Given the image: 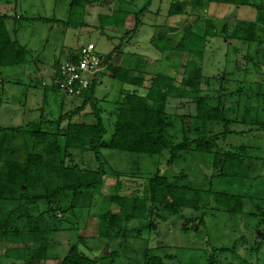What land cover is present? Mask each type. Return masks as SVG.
Segmentation results:
<instances>
[{"label": "rangeland", "instance_id": "374dc122", "mask_svg": "<svg viewBox=\"0 0 264 264\" xmlns=\"http://www.w3.org/2000/svg\"><path fill=\"white\" fill-rule=\"evenodd\" d=\"M69 1L0 0V15L16 19L6 22L7 29L12 34L15 31L16 40L29 51L25 65L0 69V126L27 125L40 119L54 121L61 113L79 107L81 99L46 89L55 86L57 73L54 66L57 62L59 65L66 63L69 55L88 44H92L101 56L115 48L113 60L117 65L131 66L139 57L148 75L161 71L179 82L188 55L175 51L160 54L154 50L150 40L159 31L168 34V27L190 25V31L196 36L206 31L217 34L208 35L201 43H195L204 54L201 62L204 80L200 88L202 95L210 98L212 103L219 89H223L224 104L229 110L227 118L235 121L228 130L235 134L219 141L216 149L239 152V147L244 146L246 150L242 156L245 164L251 165L249 175L239 183L228 178L212 179L215 174L212 155H183L168 165L166 153L160 157H137L102 149L100 155L107 174L103 177L100 193L79 198L71 212L56 214L53 220L56 232L52 237L54 243L49 248L48 259L30 263L4 259L0 264H59L60 258L67 252L68 243L76 239L80 240L79 248L85 255L100 258L98 264H139L144 250L148 256L164 258L165 264H264V240L259 237L264 228V166L261 161L264 158V132L241 134L247 127L240 124L243 109L256 110L259 101L264 98V43L228 40L238 26L253 23L257 11L249 6L210 5L199 12L188 8L187 16L167 17L171 0H104L101 5L86 9L84 21L87 27L74 30L63 29L52 22L54 19H67ZM249 1L264 9V0ZM143 7L145 10L139 16L140 25L132 32L135 13ZM117 9L129 12L124 28L119 30L111 26L101 31L97 17L110 15ZM38 18L49 21L43 22ZM206 20L212 23V27L206 28ZM223 25L227 29L226 37L218 35ZM182 35L180 30L172 38L178 42ZM102 72L95 78L99 82L95 99L102 109L104 122L110 127L115 102L121 99L126 87L101 75ZM148 85L146 81L144 87ZM165 113L170 119L175 118L171 132L178 140L180 125L176 118L187 117L191 121L195 107L188 100L167 98ZM71 121L92 124L94 118L87 106ZM190 125L196 126L195 122ZM42 129L49 128L46 126ZM111 130L104 137L105 140H108ZM222 131L221 126L212 125L210 135ZM137 158L138 171L135 169ZM72 160L82 168H97L91 153L73 152ZM155 173L168 179L183 173L197 189L206 190L211 185L216 191L242 194L246 196L242 211L238 215L228 216L214 210H183L174 217L160 211L161 219L154 220L155 229L149 227L150 217L147 213L141 220L123 223L119 233L121 237L114 236L116 228L109 229L106 224L101 227L100 215L107 212L118 214V206L110 202L116 184L119 185V196L144 199L148 208L147 182ZM208 204L209 208H214L213 198ZM200 220L204 221V226L199 225ZM258 223L261 225L258 226ZM106 233L114 236V239L109 241L104 236ZM8 247L0 240L1 257ZM220 248L224 251H213Z\"/></svg>", "mask_w": 264, "mask_h": 264}, {"label": "trees", "instance_id": "16d2710c", "mask_svg": "<svg viewBox=\"0 0 264 264\" xmlns=\"http://www.w3.org/2000/svg\"><path fill=\"white\" fill-rule=\"evenodd\" d=\"M103 1L70 0L67 19H54L52 22L63 29L85 28L86 9L101 5ZM210 5L254 7L257 11L256 20L238 26L228 36V40L264 43V9L260 5L254 6L249 0H171L167 17L187 16L188 8L199 12ZM144 10L143 7L135 13L132 32L140 25L139 16ZM128 13L117 9L110 15H99V29L102 31L113 26L122 30ZM194 16L198 17L197 14ZM10 19L16 21L14 17L0 15V69L18 67L28 62L29 51L16 40L15 31L12 34L6 27V22ZM38 19L49 21L45 18ZM205 26L210 28L212 23L206 20ZM180 30L183 35L175 42L172 36ZM167 33L157 32L150 44L160 54L175 51L188 55L179 82L161 71L148 75L144 71L142 58L139 57L131 66L115 64V48L106 55H99L104 70L101 75L119 83L121 87H126L121 99L115 102L112 126L109 127L104 122L102 109L97 105L95 91L99 82L96 79H92L79 96H73L81 99L80 106L70 112L61 113L54 121L40 119L27 125L0 126V240L9 246L3 256H0V262L10 259L30 263L48 259L49 248L54 243L52 237L56 232L53 226L56 214L71 212L79 198L100 193L103 177L107 174L100 155L102 149L137 157H160L166 153L168 165L175 163L183 155H212L215 169L212 179L228 178L239 183L242 178L248 177L251 165L245 164L242 156V152L246 150L244 146L239 147V152L216 149L219 141L235 134L228 130L235 121L227 118L229 110L224 104L223 89H219L215 102L212 103L210 98L202 95L200 88L204 80L201 69L204 54L195 43H201L208 35L217 34L206 31L196 36L190 31V25L183 28L168 27ZM218 35L226 37V26H222ZM73 58L72 53L66 61L73 62ZM58 67L59 62L54 66L55 73ZM146 81L149 83L147 88L144 87ZM46 91L58 93L59 89L53 85ZM167 98L188 100L195 107V115L191 121L187 117L176 118L180 125L178 140L171 132L174 130L172 121L175 118L170 119L165 113ZM87 106L94 123H72V118ZM191 122H195L196 126L191 127ZM240 124L247 127L241 134L264 132V98L259 101L256 110L243 109ZM212 125L221 126L223 131L210 135ZM46 126L49 129L43 130L42 127ZM110 128L112 130L109 138L105 140ZM73 152L91 153L97 168L91 170L79 167L72 160ZM135 160V169L138 171V158ZM261 161L264 166V158ZM147 186V201L150 204L148 208L144 199L119 196V185L116 184L115 194L110 197V202L118 206V214L107 212L100 215L101 227L106 224L109 229L116 228L117 233L114 236L121 237L119 233L123 223L141 220L147 213L150 217L148 225L154 229L155 218L161 219L160 211L171 217L180 215L183 210H214L235 216L241 213L243 200L246 198L242 194L216 191L211 185L206 190L197 189L183 173L170 179L155 173L148 178ZM211 198L214 208H209L208 202ZM199 225L204 226V221L200 220ZM107 233L104 236L112 241L114 236ZM259 237L264 240V228ZM79 243V239L68 243L67 252L60 258L59 264H98L100 258L85 255L80 250ZM139 264L165 263L164 258L148 256L144 250Z\"/></svg>", "mask_w": 264, "mask_h": 264}, {"label": "built area", "instance_id": "2783aa9c", "mask_svg": "<svg viewBox=\"0 0 264 264\" xmlns=\"http://www.w3.org/2000/svg\"><path fill=\"white\" fill-rule=\"evenodd\" d=\"M73 57V62L59 65L54 78L59 91L72 97L79 96L103 70L99 54L92 44L79 47Z\"/></svg>", "mask_w": 264, "mask_h": 264}]
</instances>
